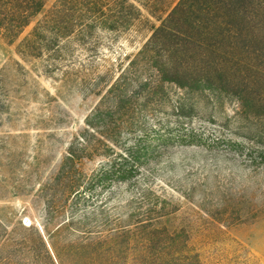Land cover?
Segmentation results:
<instances>
[{"label":"rangeland","instance_id":"rangeland-1","mask_svg":"<svg viewBox=\"0 0 264 264\" xmlns=\"http://www.w3.org/2000/svg\"><path fill=\"white\" fill-rule=\"evenodd\" d=\"M57 2L16 43L0 35V264L72 218L150 220L167 264H264V0L225 17L218 60L240 85L222 90L161 82L140 56L161 24L135 0L106 28L85 21L95 0H66L60 39ZM244 82L263 103L242 102Z\"/></svg>","mask_w":264,"mask_h":264},{"label":"trees","instance_id":"trees-1","mask_svg":"<svg viewBox=\"0 0 264 264\" xmlns=\"http://www.w3.org/2000/svg\"><path fill=\"white\" fill-rule=\"evenodd\" d=\"M49 1L0 0V35L8 43H16L33 20L44 11ZM106 2L108 3L104 6ZM135 2L161 24L160 27L153 25L152 35L140 52L141 58L159 74L161 82L179 87L217 90L240 85V80L222 67L218 58L221 55L225 17H229L230 21L237 22L239 18L241 23L248 22L253 12L252 0H156L154 5L160 6H154L155 8H150L142 0ZM66 6V0H58L51 11L52 19L47 23L61 31L57 36L59 39L65 36L61 29L62 10ZM92 6L85 21H90L93 28H106L113 24L119 10L124 7L140 12L129 0H113L110 3L109 0H95ZM240 31L243 33V30ZM246 35L249 37V32ZM159 40L165 48H162ZM256 41L257 39L252 42ZM160 49L162 52H159ZM203 50L210 55L202 60L196 59L194 55ZM147 55H151L149 59ZM137 65L138 59L130 65V70L134 72ZM243 84L245 89L242 92V102L251 100L263 103L250 96L246 91L248 84ZM131 219L138 217L133 215ZM69 222L65 229L57 232L56 242L52 235L46 241L40 233L36 234L34 241L25 240L23 244L11 240L12 244L7 246L9 250H13L10 259L13 258L16 263H11L8 257L9 260L5 259L1 264H23V260L25 264H167L175 260L170 256L166 260L155 248L156 235L148 232L147 223L150 220H141L134 226L125 227L126 230L123 231L107 230L105 226L88 227L87 224L77 228L74 218ZM159 239L157 235V240Z\"/></svg>","mask_w":264,"mask_h":264}]
</instances>
